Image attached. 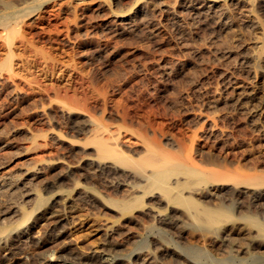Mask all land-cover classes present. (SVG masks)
Returning a JSON list of instances; mask_svg holds the SVG:
<instances>
[{"label":"bare ground","instance_id":"6f19581e","mask_svg":"<svg viewBox=\"0 0 264 264\" xmlns=\"http://www.w3.org/2000/svg\"><path fill=\"white\" fill-rule=\"evenodd\" d=\"M48 1L35 0L26 6L16 7L10 0H0V4L8 8L0 14V33L3 35L1 42L5 46L4 57L0 62V94L7 100H18L17 82L13 81L14 39L19 36L23 43H32L29 40L32 36L25 37V33L23 34L22 23L25 18L32 16V12L42 10ZM116 1L114 0V4ZM149 1L134 0L126 9H110L109 16L101 15L100 12L104 9L102 3H98L90 14L78 12L73 7L71 18L78 26L90 27V31L102 36L112 30L120 34L135 30L139 24L146 25L154 21L156 12L173 28L174 45L184 56V59L158 64L152 80L147 78L152 87L143 92L137 88L138 92L134 90L133 97L129 93L124 100L123 97L119 98L121 101H116L118 104L114 103L112 107L108 105L109 108L105 105L106 96L103 95L97 121L91 118L95 122L94 127L86 130L89 128L86 126L83 130L88 132L82 139H85L84 142L89 147L91 145L92 156H95L100 169L111 170L113 174L118 173L116 170H121L122 175L127 177L124 180L127 181V187L122 189L120 196L91 191L73 177L76 172L74 164L68 163L66 159L67 163L56 157L51 158L48 153L50 158L45 155L47 158L37 160L31 156L23 157L21 161L17 159L19 162H14L15 165H10L9 162L22 154L25 148L41 146L42 142L37 143L38 135L31 134L27 136L29 143L18 146L12 139L11 141L1 134L0 206L3 209L0 211V241L4 238L3 244L7 243L6 239L10 236L8 233L28 225L38 208V217L51 220L52 235L55 238L64 237L66 227L63 224L68 217L57 213L59 209L55 212V206L51 210L52 205L61 202V205L70 207L77 201L89 200L115 209L122 221L117 222L118 225L122 223L121 226L143 230L150 227L158 229L156 233L160 234L174 225L189 229L195 236L191 241H186L187 247H183L179 244L180 239H174L173 233L174 236H171L177 249H173L172 253L159 246L152 251H145L143 255L142 251L139 257L142 255L145 264H159L156 259L158 256L161 259L166 253L173 254L178 264H264V156L262 152L254 155L238 150V144L243 141L244 135L235 133L237 130L243 132V125H251L257 135H264V123L258 122L261 114L255 113L258 108L264 107V96L260 95L263 99L259 101L256 98L258 88L264 86V19L260 17L258 10L259 6L264 5V0H181L180 7L168 4L157 5L156 9L150 8ZM40 13L37 19H43ZM67 21L69 20L64 21L66 27ZM200 22H207L221 31L230 32V37L222 39L213 27L207 35L200 36L194 30V25ZM67 38L69 37L65 35L52 41L63 44ZM199 42H202L201 45L195 46ZM107 44L108 42H103L98 47L97 57L102 55L100 53L106 49L104 47ZM89 59L91 58H87V61ZM198 60L215 62L217 67L201 76H188L191 92L200 99L199 107H191L189 115L182 118L189 123L188 132L178 126L180 117L177 118L178 114L171 111L170 106L175 100L165 98L162 93L167 91L175 77L186 75V70ZM108 71L104 68L100 73ZM11 83L12 87L8 85ZM39 99L38 106L42 108L44 98L41 96ZM70 104L62 102L49 108V114H46L47 110L35 111L36 116L48 126V129L45 127L47 132L39 136L44 141L49 139L50 143L47 145L53 140L65 144L71 150L79 145L81 152H85V146L79 144L78 139L65 137L54 130L60 123L59 119L61 120L58 117L69 116L72 112L70 110L74 106ZM108 118L120 122L111 125ZM54 124H57L56 127ZM79 126L78 129H81ZM173 129L176 130L174 133ZM80 174L82 175L81 172ZM82 176L84 178L86 175ZM54 181H66L70 189L66 194L57 191L51 197L44 195L41 189L52 185ZM173 216L177 221H173ZM146 220L148 224L149 221L152 223L144 225ZM98 224L104 236L102 243L93 249L98 254L85 256L74 252L73 244H65L62 247L68 249V255L53 253L52 259L40 258L36 261L40 264L136 263V259L130 261L121 250L118 252L119 249H114L119 243L114 235L115 232L116 235L118 233L117 226L105 221ZM130 238L132 242H137L136 248L147 244L146 238L139 237L136 232ZM148 240L150 242V237ZM163 240L161 241L164 243ZM184 241L183 244L187 245ZM197 241L207 245V248L201 250V244ZM163 261L166 263V258ZM32 262L27 264H34Z\"/></svg>","mask_w":264,"mask_h":264},{"label":"rangeland","instance_id":"374dc122","mask_svg":"<svg viewBox=\"0 0 264 264\" xmlns=\"http://www.w3.org/2000/svg\"><path fill=\"white\" fill-rule=\"evenodd\" d=\"M10 1L13 2L16 7H20L26 6L29 3H33L35 0ZM133 1L134 0H117L114 4V0H49L41 8L42 10H39V12H32V16L30 18L24 19V22L22 23L23 34L25 33V37L32 36L33 39L32 37L31 39H29L32 40V43H23L22 41H20L23 39H21L19 36H16L14 39L13 49L15 50V57L13 56L12 60L14 69L13 81L15 80L14 82H17L16 96H18V100H7L3 94H0V135L2 134L1 136L7 137L10 140L12 139L13 141H11L13 143L16 142L15 144H19L18 146H20L24 143H29L30 139L27 137L28 135L35 134L38 135L36 136V142H42V145L38 147L31 146L33 148H25L22 154L13 158L9 162L10 165H15L25 157L30 156L33 159L35 158L34 160H37L39 158H47L45 156H48V158H50V156L51 158L56 157L66 163L68 161V163L70 162L74 164V172L76 169V172L80 171L82 175H86L83 178L80 172L77 174L75 172L73 177H76L75 179L79 180L82 185H85L91 191L96 190L94 192H102V194L108 193L114 196L122 195V189H125L127 187V181H124L127 180V177L122 175L123 173L120 172L121 170H116L118 171V173L114 172L113 174L111 170L102 171L100 169L97 160H95V156H92L93 151L91 145L89 147V144H86L84 142L85 139H82L86 137L85 133L88 132H84L83 130H85L86 126L89 127L86 130H89L92 126L94 127L93 124H95V122L93 121H97L100 115V110L102 108L101 105L103 103V95L106 96L105 99H109H104L106 103L105 105L107 107H112L115 104H118L116 103V101H121L120 99H122V97V100H124V97L129 95V93H131L133 97V92L137 91V88H140L138 91L143 92L144 89H149V87H152V83L149 80H152V77H154V75L152 74H155L158 64H160L162 61L184 59V56L183 53H181L180 50L177 49L174 45L175 33L173 31V28L167 23V21L163 19V16H159L156 12H154L155 16L157 15L154 21L146 25L139 24L135 30L127 31L121 34L116 33V31L112 30V32L106 33L102 36L94 33L93 31H90V27L84 26L83 28V26H78V24H76L71 18L73 17V7H75L78 12L84 11L87 14H90L91 12H93L92 9H94V7H96L98 3H102L104 4V9L100 12L101 15L106 14V16H109L111 15V10L118 11L126 9V7H128ZM149 2L150 8L155 9L157 5L171 4L175 5L176 7H180L181 5V0H150ZM7 9L0 4V14L4 13V11ZM258 10L260 17L264 19V5L259 6ZM54 12L55 14L53 15ZM39 13L41 16H43V19H37ZM65 20H69L67 21L68 27H66V23L64 22ZM212 27L217 33L220 34V37L222 39H227L230 37V32H224V30L221 31L213 24L207 22H200L198 24H195L194 30L200 36H205L210 32V29ZM65 35H67V37L69 38H67L68 40L64 41L63 44L55 43L52 41L54 38H62ZM2 37L3 35L0 33V62L4 57L3 52H5L4 43L1 42ZM103 42H108V44L104 47L106 49L101 51L100 54L102 55L100 57H97L96 52L98 51V47L101 46ZM201 43L202 42L196 43L195 46H199L201 45ZM87 58L91 59L87 61ZM216 67L217 65L215 64V62L198 60L186 70V75L183 74L175 77L170 86L167 87V91H165V93H162L165 98L175 100L172 106H170L171 111L178 114L177 118L180 117L178 126L182 127L185 131L189 132V123H187L186 120H182V118H185L189 115V109L191 107L195 108L199 107L200 105V99L196 98V96H194L191 92V84L188 76H201L202 74L209 73L212 70H215ZM104 68L109 71L100 73V70L103 71ZM112 71H115V73H112ZM147 78L150 79L148 80ZM145 80H147V82ZM144 81L145 83L143 84ZM141 84H143L144 86ZM8 85L12 87L13 84L11 83ZM11 87L9 89H11ZM19 88L22 89L19 90ZM127 91L128 93L126 94ZM229 91L230 88L227 90V92L229 93ZM260 95L262 97L264 96V86L258 88V91L256 93L257 101L264 98H262ZM41 96L44 98L43 101L45 103H43L42 108L40 107V105L38 106V103H40L39 98ZM62 102L68 104L71 103L70 105L74 107L72 108V110H70L72 112L68 114L69 116H66L67 118L58 117V119L61 118L64 123L59 119V125L54 124L53 126L56 127L57 125V127H53V129L55 128L54 130L60 132L65 137H73V139H78L80 141L78 143H82V145L85 146L86 151H83L84 153L81 152V147H79V145H76L78 147L74 146L72 150L67 148L65 144L62 145L53 140L51 141V144L47 145L48 142L50 143V141H48L49 139L46 138V140L44 141V139L39 136L40 134L47 132L45 127H47L48 129V126H46V123L42 122L38 118V116H36L35 111L39 109H42L44 111L47 110L46 114H49V108H54ZM263 109L264 107L260 109L258 108L255 112L257 114H261L258 122L263 121L262 123H264ZM91 118L93 121L91 120ZM73 119L78 122H75ZM72 121H74L75 124L72 123ZM107 121L111 123V125L120 122V120H111L110 118H108ZM80 123L82 124V126ZM71 124L73 127L71 126ZM76 125H80L79 127H81L82 131L81 129H78ZM250 126L251 125H243V132H239V130L235 132L237 134H241L242 136L244 135L243 141L238 144L237 149L241 150L242 152H244L245 150L246 154L254 155H259L262 152V156H264V135H257L256 132L253 131V126ZM175 131L176 130L173 129L172 133H174ZM25 136L27 138H25ZM251 137L252 139H250ZM254 146L256 148H254ZM251 148L256 150L253 151L251 150ZM30 149H33V151H31ZM69 151L72 153H68ZM72 160L76 162H72ZM100 170L103 173H101ZM51 174L52 176L54 175L53 173ZM119 174L121 177L119 176ZM115 175H118V178ZM124 177L126 179H124ZM54 182L51 183L52 185L48 186L49 189L48 187L45 189L43 188L41 189V192L44 191V195L51 197L57 191L59 193L66 194V191L70 189V187L67 186L66 181ZM64 183L65 185H63ZM78 202L79 201H77V203H73V205H71L72 208L71 206L68 207V205H61V202L54 203L51 207V210H53V207L55 206V212L57 211V209H59L57 213L66 215L68 217V220H66L63 224L64 227H66V236L64 237L55 238L52 235L53 231L50 230L52 226L51 220L47 218L45 220V218L38 217L39 208L38 210H35V215L33 214L32 218L33 220L29 221L28 225L20 228L21 230H12L7 234H10V236H8L6 239V246L5 244H3L4 238L1 239L0 264H24V262H26L27 264V262L31 263L32 261V263L34 264H40L36 260L40 258L52 259L53 253L59 254L60 256L66 255L68 253V249H64L62 247V245L65 244H73L74 247L72 248V250L74 252H78L85 256H91L95 253L93 252V249L98 247L99 244H101L103 241L104 236L98 227V223L103 221L109 224H113L115 227L117 226V232L119 233V235L118 233L116 235V232L114 233V235L118 238L119 243L117 246H115L114 249H119L118 252H120L121 250L124 255L126 254L125 256H123L128 258L130 261H135L136 259V263L133 264H145V261L142 260V255L145 254L148 250L152 251V249H154L155 247H164L168 249V251L173 253V249H177L174 240H172L173 237L171 235H173V233L175 234V236L173 235L174 239H177L178 241L180 239L179 244L183 247L188 246V242L186 241H191L193 238H195V236L189 229H183L179 227L180 229H183L180 230L177 226L174 225L168 227L169 229L167 232H170L169 234L167 232H164L163 234L157 232V234L156 231L159 230L151 229L150 227H147V229L143 230L137 227L133 228L132 226H121L122 223L119 225L117 223H120L122 221L119 219L115 209H112L109 206L107 207V205L104 206L101 204H94L89 200H83V202L80 201L79 203ZM1 209L3 208H1L0 206V211ZM34 216L38 217V219ZM172 218L173 221H177L176 217L173 216ZM149 223L151 224L152 222L149 221ZM150 224L147 223V220L144 221V225ZM119 226L121 227V229ZM28 227L30 230L28 229ZM61 228L62 227H59V229ZM175 228H178V230H175ZM126 230L130 231L128 232ZM175 231H177L178 233ZM135 232L138 233L139 237L146 238L145 243L147 244L143 246L144 249H142L143 247L136 248L137 242H132L130 236ZM154 232L156 234H154ZM159 234L161 238L164 239V243L161 241L162 239H160ZM190 234H192V236ZM152 236H154L155 238ZM148 237H150L151 243L149 242ZM183 241L187 245H184ZM44 243L46 244L44 245ZM201 243L202 242H198L199 245ZM153 244L156 245L154 246ZM204 246V244L200 245V248L202 247L201 250L207 248V245L205 247ZM140 252L142 253V255L139 257ZM95 254H98V252ZM174 257L175 256L173 254L166 253L164 256H161V259L160 256H158L159 259L157 257H155V259L157 258L156 262H158L159 264H162L163 262L164 264H178L177 260ZM165 258L166 263L165 261H163ZM169 258L171 261L168 260Z\"/></svg>","mask_w":264,"mask_h":264}]
</instances>
